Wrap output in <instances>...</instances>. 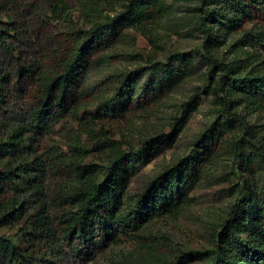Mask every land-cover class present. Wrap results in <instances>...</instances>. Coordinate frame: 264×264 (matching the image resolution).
I'll return each mask as SVG.
<instances>
[{
    "label": "trees",
    "instance_id": "1",
    "mask_svg": "<svg viewBox=\"0 0 264 264\" xmlns=\"http://www.w3.org/2000/svg\"><path fill=\"white\" fill-rule=\"evenodd\" d=\"M10 1L17 0H0V46H11L16 30L12 13L5 6ZM72 1L45 0L39 4L22 0L23 4L31 3L28 9L32 8L33 16L39 14L43 21L62 25L63 30L57 33L58 58L52 55L49 67L20 69V76L31 83L28 98L35 104L28 123L0 133V230L17 225L16 236H23L29 244L21 247L0 233V264H39L40 259L50 264L38 256L42 245L49 246L53 254L68 245L80 258L82 253H101L118 244L121 237L135 235L155 220L178 213L192 201L190 193L200 179L214 176L217 156L224 147L230 150L234 173L252 179L237 187L235 199L220 222L217 220L218 227L212 229L215 246L203 253V260L206 264H264V124H260L264 121V0H189L194 5L190 21L202 37L199 53L208 64L207 89L215 99L212 118L196 141L198 149L175 158L139 193H128L140 165L153 159L158 144L172 143L187 126L199 104L194 97L180 105L169 134L149 136L139 148L113 146L103 164L73 162L72 178L63 177L53 195L55 206L60 207L56 216L42 198L38 200L39 211L27 214L33 200L29 195L20 198L15 190L25 180L31 184L38 179L29 168L31 164L38 169L41 164L32 142L68 113L83 120L81 114L88 112L91 103H96L97 115L101 111L112 117L128 115L131 105L125 100H133L139 92V78L124 73L110 96L91 98L85 94L87 76L94 64L108 67L112 59L126 55L118 49L131 30L155 45L175 3L184 0H74L80 22L73 18ZM114 3L118 8H112ZM169 57L179 62V69L173 60L164 64L151 58V70L157 78L141 88L140 97L179 86L191 77V53ZM9 80V73L0 66L1 106L8 97ZM260 171L263 180L256 181ZM32 188L35 196L38 190ZM181 263L182 259L175 261L164 255L141 260V264Z\"/></svg>",
    "mask_w": 264,
    "mask_h": 264
},
{
    "label": "rangeland",
    "instance_id": "2",
    "mask_svg": "<svg viewBox=\"0 0 264 264\" xmlns=\"http://www.w3.org/2000/svg\"><path fill=\"white\" fill-rule=\"evenodd\" d=\"M44 1L36 0L39 4H44ZM75 2H69V6L74 20L80 22L82 17ZM169 2L174 3L173 0ZM7 4L5 6L12 13L16 30L12 33V45L0 46V66L10 76L8 97L0 105L1 135L19 124L28 123L30 109L35 105L28 98L31 83L20 76V69L31 65L40 69L49 67V58L52 55L58 58L55 51L59 37L57 33L63 30L62 25L50 23L48 19L43 21L45 18L41 19L39 14L33 16L32 8L28 9L31 3L23 4L22 0H17ZM193 6L189 0L175 3L171 18L156 36L155 45L148 37L131 30L118 49L126 55L112 59L113 64L108 67L93 65L87 76L85 93L91 98L110 96L124 73L132 78H139V92L133 100H125V104L131 105L128 115L112 117L103 111L97 115L99 109L96 103L93 105L89 101L91 106L88 112L81 114L84 116L83 120L68 113L54 122L43 137H37L32 142L33 153L40 158L41 164L38 169L31 164L29 168L37 173L38 179L31 184L30 180H25L15 190L17 195H21L20 198L29 195V199L33 200L26 209L28 215L39 211V198L51 205L54 216L59 213L60 207L55 206L53 195L58 191L63 177L67 175L72 178L73 162L82 160L85 164H103L113 146L120 145L122 150L129 145L139 148L141 142L149 136L169 134L172 131L173 118L179 115L180 105L194 97L199 104L187 126L172 143L163 141L158 144L153 159L140 165L139 173L133 179L128 193H139L152 177L167 168L175 158L185 157L196 147L197 139L212 118L215 99L207 89L205 76L208 64L200 54L202 37L190 21ZM112 8H118L117 4L114 3ZM223 51L226 52V49ZM176 53H191V77L179 86L157 92L150 91L147 98L140 97L141 88L147 83L152 84L157 78L151 70L150 59L155 58L165 64L173 60L169 56H175ZM172 62L179 69V62ZM89 112L97 116L94 117ZM252 121L256 119L252 118ZM260 124H264L263 119ZM215 163L214 176L204 175L200 179L190 193L192 201L178 213L155 220L135 235L121 237L118 244L110 245L101 253L88 256L82 253L80 258L76 250L68 245L60 247L55 254L50 253L49 246L42 245L41 254L38 256L48 259L50 264H141L144 257L160 255L169 256L175 261L182 259L181 264H206L203 253L215 246L212 229L218 227L222 213L235 199L237 187L245 180L252 179L247 175L237 176L234 173L233 160L227 147L218 154ZM261 172L254 177L256 181L263 180ZM32 185L38 190L35 196L32 195ZM21 224H25L24 219ZM17 228V225L3 228L0 233L27 248L29 244L22 240L24 237L16 236ZM39 264L45 262L40 259Z\"/></svg>",
    "mask_w": 264,
    "mask_h": 264
}]
</instances>
